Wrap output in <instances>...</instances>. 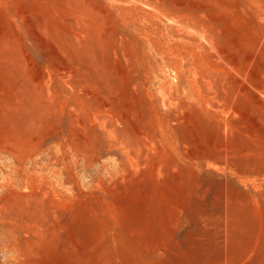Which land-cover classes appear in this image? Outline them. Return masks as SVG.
Segmentation results:
<instances>
[{"label": "rangeland", "instance_id": "1", "mask_svg": "<svg viewBox=\"0 0 264 264\" xmlns=\"http://www.w3.org/2000/svg\"><path fill=\"white\" fill-rule=\"evenodd\" d=\"M0 264H264V0H0Z\"/></svg>", "mask_w": 264, "mask_h": 264}]
</instances>
